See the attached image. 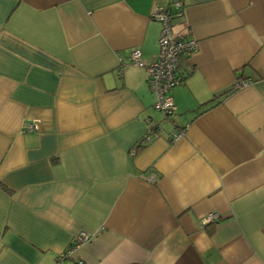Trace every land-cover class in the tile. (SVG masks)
Returning a JSON list of instances; mask_svg holds the SVG:
<instances>
[{"label":"crops","instance_id":"1","mask_svg":"<svg viewBox=\"0 0 264 264\" xmlns=\"http://www.w3.org/2000/svg\"><path fill=\"white\" fill-rule=\"evenodd\" d=\"M0 264H264V0H0Z\"/></svg>","mask_w":264,"mask_h":264},{"label":"built area","instance_id":"2","mask_svg":"<svg viewBox=\"0 0 264 264\" xmlns=\"http://www.w3.org/2000/svg\"><path fill=\"white\" fill-rule=\"evenodd\" d=\"M174 9L156 6L152 11L151 16L160 23V32L158 37V51L154 59L145 66L147 73L148 88L154 94L155 100L153 106L161 111L165 116L174 112L175 105L171 95L172 89L180 83L181 75L178 71V58L180 55H190L197 47V41L190 35L176 36L172 31V19L173 17H179L182 15L180 8L181 2L174 1ZM140 51L137 48H133L129 53V61L135 65H140ZM247 80H237L235 87H241L246 85ZM29 129H35L36 125L28 123ZM179 133H174L173 137L176 138ZM216 212H210L200 219L201 224L208 223L209 221L217 218ZM90 238V235L84 232H80L75 236L77 243L86 241ZM66 254L59 255L61 260Z\"/></svg>","mask_w":264,"mask_h":264}]
</instances>
